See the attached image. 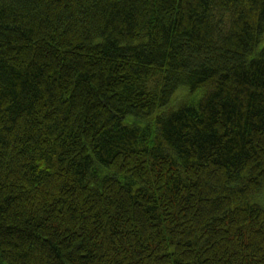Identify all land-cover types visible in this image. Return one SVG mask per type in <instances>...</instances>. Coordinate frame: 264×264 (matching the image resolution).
<instances>
[{
  "label": "trees",
  "instance_id": "obj_1",
  "mask_svg": "<svg viewBox=\"0 0 264 264\" xmlns=\"http://www.w3.org/2000/svg\"><path fill=\"white\" fill-rule=\"evenodd\" d=\"M0 264H264V0H0Z\"/></svg>",
  "mask_w": 264,
  "mask_h": 264
},
{
  "label": "rangeland",
  "instance_id": "obj_2",
  "mask_svg": "<svg viewBox=\"0 0 264 264\" xmlns=\"http://www.w3.org/2000/svg\"><path fill=\"white\" fill-rule=\"evenodd\" d=\"M186 95H188L187 96V99H189L190 98V95L188 94V91L185 88L179 89L173 95L172 103H175V102L179 101L182 98H186ZM197 96H198V94L194 95L193 98H196Z\"/></svg>",
  "mask_w": 264,
  "mask_h": 264
}]
</instances>
